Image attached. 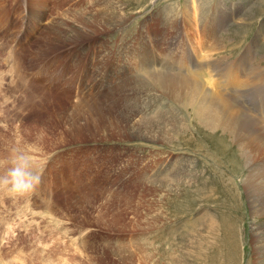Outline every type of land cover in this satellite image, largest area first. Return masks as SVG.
<instances>
[{
	"label": "rangeland",
	"instance_id": "1",
	"mask_svg": "<svg viewBox=\"0 0 264 264\" xmlns=\"http://www.w3.org/2000/svg\"><path fill=\"white\" fill-rule=\"evenodd\" d=\"M194 82L235 126L181 106ZM247 124L263 144L264 0H0V172L40 177L0 191V264H264Z\"/></svg>",
	"mask_w": 264,
	"mask_h": 264
},
{
	"label": "bare ground",
	"instance_id": "2",
	"mask_svg": "<svg viewBox=\"0 0 264 264\" xmlns=\"http://www.w3.org/2000/svg\"><path fill=\"white\" fill-rule=\"evenodd\" d=\"M119 16V15H118ZM110 24V23H109ZM56 25V23L54 24ZM106 26V25H105ZM121 26V25H120ZM114 27V26H113ZM55 29V28H54ZM57 30V29H56ZM211 31V30H210ZM78 31H74L73 33L76 35ZM214 32V31H213ZM118 33V31H117ZM82 35V34H81ZM106 35V34H105ZM78 36V35H77ZM82 37V36H81ZM84 37V36H83ZM78 38V37H77ZM106 49V48H105ZM105 52V51H104ZM101 58V57H100ZM155 64V63H154ZM145 65V64H144ZM156 65V64H155ZM167 66V65H166ZM165 66V68H167ZM142 68V67H141ZM139 68V70H141ZM204 68V66H203ZM174 69V68H173ZM158 70V69H157ZM176 70V69H175ZM186 70V69H185ZM200 70V69H199ZM134 71V70H133ZM144 71V70H142ZM167 71V70H166ZM165 71V72H166ZM179 71V70H177ZM205 71V70H204ZM141 72V71H140ZM223 72V71H222ZM143 73V72H142ZM167 73V72H166ZM205 73V72H204ZM227 74V73H226ZM223 74L225 79L228 82V85L231 84V86L235 89H240V88H246L247 85L244 82H234L231 83L230 80L228 79L227 75ZM144 75V74H143ZM189 75V74H188ZM194 75V74H193ZM186 76V75H185ZM196 76V75H195ZM220 76V75H219ZM194 77V76H193ZM102 78V77H101ZM179 78V77H178ZM183 78V77H182ZM197 78V77H196ZM194 78V79H196ZM131 79V78H129ZM174 79V78H173ZM176 79V78H175ZM186 78H183V80ZM191 79V78H189ZM187 78V80H189ZM193 79V78H192ZM192 79L190 81H192ZM75 80V79H74ZM185 81V80H184ZM194 81V80H193ZM199 82V79H197ZM225 81V80H224ZM175 82V81H174ZM183 82V81H182ZM196 82V81H195ZM194 83L188 84L186 86L187 90L190 93V98L185 106L184 104L181 103V106L189 107L193 113V115L207 128L212 129L213 131L215 129H225L228 128L229 126H235V120H236V112L232 111L234 109L233 107V100L227 99L226 97H223L222 95L216 94H210V95H204L200 94L199 96V88L198 85ZM250 82V81H249ZM255 82V81H254ZM253 82V84H254ZM178 83V82H177ZM189 83V82H188ZM110 84V83H109ZM181 84V83H180ZM206 85V84H205ZM255 85V84H254ZM253 85V86H254ZM257 85V84H256ZM182 86V85H181ZM215 86V85H214ZM230 86V87H231ZM251 86V85H250ZM184 87V86H183ZM207 87V85L205 86ZM249 87V86H248ZM214 88V87H213ZM183 89V88H182ZM212 89V88H211ZM228 89V88H227ZM255 89V88H254ZM179 90V89H178ZM181 90V89H180ZM232 90V89H231ZM174 91V90H173ZM244 91V90H243ZM203 93V92H200ZM222 93V92H221ZM177 94V93H176ZM209 94V93H208ZM128 95V94H127ZM186 95V94H185ZM230 95V94H229ZM199 96V97H198ZM91 100V98H90ZM89 104V103H88ZM261 108V107H260ZM238 109V108H236ZM263 109V108H262ZM168 120V119H167ZM246 124V123H245ZM237 125V124H236ZM157 127V126H156ZM239 127V126H238ZM231 128V127H230ZM238 128L234 127L233 130H237ZM211 130V131H212ZM240 130V129H239ZM238 133L236 132V136L238 137V141H235L237 144H245L246 147L251 148L252 150L255 151H262L261 153L264 154V143L262 144L260 139H259V133L257 132V129L250 124H247L241 132ZM235 133V132H234ZM258 134V136H257ZM242 145V144H241Z\"/></svg>",
	"mask_w": 264,
	"mask_h": 264
},
{
	"label": "clouds",
	"instance_id": "3",
	"mask_svg": "<svg viewBox=\"0 0 264 264\" xmlns=\"http://www.w3.org/2000/svg\"><path fill=\"white\" fill-rule=\"evenodd\" d=\"M40 182V177L32 170L24 155L11 157L8 166L0 172V191L23 194L32 190Z\"/></svg>",
	"mask_w": 264,
	"mask_h": 264
}]
</instances>
